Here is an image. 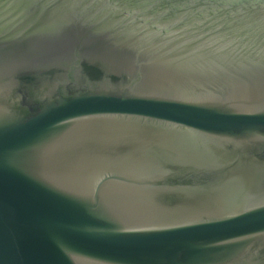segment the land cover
Wrapping results in <instances>:
<instances>
[{"label": "water", "instance_id": "obj_1", "mask_svg": "<svg viewBox=\"0 0 264 264\" xmlns=\"http://www.w3.org/2000/svg\"><path fill=\"white\" fill-rule=\"evenodd\" d=\"M0 264H264V0H0Z\"/></svg>", "mask_w": 264, "mask_h": 264}]
</instances>
